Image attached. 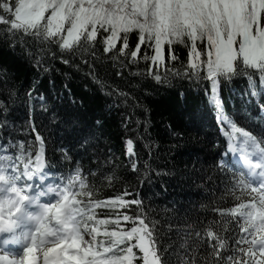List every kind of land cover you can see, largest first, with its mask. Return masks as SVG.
<instances>
[{
    "label": "snow or ice",
    "instance_id": "snow-or-ice-1",
    "mask_svg": "<svg viewBox=\"0 0 264 264\" xmlns=\"http://www.w3.org/2000/svg\"><path fill=\"white\" fill-rule=\"evenodd\" d=\"M0 45L38 75L58 61L87 69L98 85L109 71L160 86L204 81L225 138L216 142L208 172L224 177L230 197L204 218L162 223L131 185L102 195L120 179L111 147L105 144L106 168L86 169L82 160L99 156L105 118L77 114L83 100H72L71 111L50 105L36 81L21 90L0 64V264H264V117L253 128L241 126L221 97L243 77L249 94L264 98V0H0ZM177 46L186 51L183 62ZM114 93L127 103L129 93L104 94ZM17 103L25 107L23 123ZM129 121L123 116L122 126ZM133 123L147 130V122ZM135 143L127 137L124 154L126 167L139 174ZM144 168L146 177L151 169Z\"/></svg>",
    "mask_w": 264,
    "mask_h": 264
},
{
    "label": "trees",
    "instance_id": "trees-1",
    "mask_svg": "<svg viewBox=\"0 0 264 264\" xmlns=\"http://www.w3.org/2000/svg\"><path fill=\"white\" fill-rule=\"evenodd\" d=\"M175 51L179 60L185 61V49L177 46ZM170 63L180 67L178 62ZM0 64L9 68L17 88L21 90L36 81L40 92L49 98L50 105L55 102L58 109L71 111L72 100H83L84 104L77 109V114L89 119L93 115L105 118L106 130L99 156H93L91 160L85 156L82 160L86 169L98 165L106 168L105 144L111 147L120 179L113 183L112 188H103L102 195L131 185L129 190H134L144 200L150 215L162 223L185 216L204 218L214 204L221 203L222 196L225 203L230 200L223 191L221 181L224 177L218 179V173L208 172L212 166L210 157L217 151L216 142L225 138L216 126L213 105L203 91L206 86L204 81L192 84L174 80L171 86H160L143 75H126L121 79L109 71L100 73L104 83L98 85L85 77L87 69L77 71L58 61L52 62L53 71L38 75L37 70L22 61L18 54L2 45ZM144 67L143 62L138 66L140 71ZM116 89L130 94L126 104L124 97L115 93L112 96L104 94ZM221 97L225 112L239 125L253 128L258 124L261 115L259 106L264 105V98L259 94H249L245 78H236L222 90ZM113 104L115 107L109 111L106 105ZM14 108L17 123H23L24 105L17 103ZM125 115L132 117L127 129L121 123ZM137 119L141 124L147 122L146 131L136 127L133 121ZM137 134L143 136L144 140L137 139ZM177 134H182V139L178 140ZM129 136L136 140L135 150L141 162L139 174H132L126 167L128 160L124 154V140ZM145 143L152 146L150 150L143 146ZM145 164L151 169L146 177L143 176ZM196 173L203 179L198 178ZM100 180L98 172L96 182L100 184ZM201 205L205 207L201 208ZM98 211L103 214L106 210Z\"/></svg>",
    "mask_w": 264,
    "mask_h": 264
},
{
    "label": "rangeland",
    "instance_id": "rangeland-1",
    "mask_svg": "<svg viewBox=\"0 0 264 264\" xmlns=\"http://www.w3.org/2000/svg\"><path fill=\"white\" fill-rule=\"evenodd\" d=\"M261 113L263 114V116H264V111H261Z\"/></svg>",
    "mask_w": 264,
    "mask_h": 264
}]
</instances>
